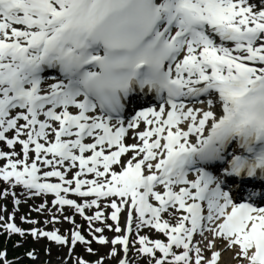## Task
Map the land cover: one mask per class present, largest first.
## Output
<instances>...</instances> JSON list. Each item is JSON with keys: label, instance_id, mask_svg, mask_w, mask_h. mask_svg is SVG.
<instances>
[{"label": "snow or ice", "instance_id": "1", "mask_svg": "<svg viewBox=\"0 0 264 264\" xmlns=\"http://www.w3.org/2000/svg\"><path fill=\"white\" fill-rule=\"evenodd\" d=\"M0 161L61 264H264V0H0Z\"/></svg>", "mask_w": 264, "mask_h": 264}, {"label": "rangeland", "instance_id": "2", "mask_svg": "<svg viewBox=\"0 0 264 264\" xmlns=\"http://www.w3.org/2000/svg\"><path fill=\"white\" fill-rule=\"evenodd\" d=\"M2 199V198H1ZM27 241V240H26ZM26 241H24L22 244L25 246L27 243H26ZM39 245V242H37V246ZM57 250H59V249H57ZM60 251L61 252H63V255L65 254V249L64 248H61L60 249ZM83 255H87L85 252H84V254ZM20 257H21V260H20V263L21 264H39V259H42V256H39V258H38V260H36V259H31V258H28L27 256H25L23 253H20ZM30 262H29V261ZM53 261H54V259H52ZM71 264H72V262H71Z\"/></svg>", "mask_w": 264, "mask_h": 264}, {"label": "bare ground", "instance_id": "3", "mask_svg": "<svg viewBox=\"0 0 264 264\" xmlns=\"http://www.w3.org/2000/svg\"><path fill=\"white\" fill-rule=\"evenodd\" d=\"M128 142H132L130 138H129Z\"/></svg>", "mask_w": 264, "mask_h": 264}]
</instances>
